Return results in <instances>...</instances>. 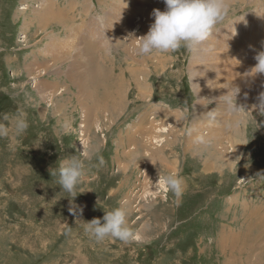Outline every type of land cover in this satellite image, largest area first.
Listing matches in <instances>:
<instances>
[{"label": "rangeland", "instance_id": "rangeland-1", "mask_svg": "<svg viewBox=\"0 0 264 264\" xmlns=\"http://www.w3.org/2000/svg\"><path fill=\"white\" fill-rule=\"evenodd\" d=\"M56 1L60 13L0 0V114L29 125L0 138V264H264V115L252 110L264 74L244 76L264 51V0H227L197 50L147 57L134 52L154 22L143 12L163 0ZM233 86L251 112L234 122L221 104L209 126ZM84 147L94 154L70 197L50 170ZM70 199L84 222L123 208L138 238L96 242Z\"/></svg>", "mask_w": 264, "mask_h": 264}, {"label": "clouds", "instance_id": "clouds-1", "mask_svg": "<svg viewBox=\"0 0 264 264\" xmlns=\"http://www.w3.org/2000/svg\"><path fill=\"white\" fill-rule=\"evenodd\" d=\"M166 9L161 11L154 9L151 23L146 35L136 38L140 41L135 54L141 57H147L155 53L169 54L175 53L179 49L191 53L197 50L201 44L208 40L217 25L221 24L228 16L230 5L227 0H163ZM256 63L245 77H255L264 74V51L258 52L254 57ZM238 87H231L228 93L220 98L219 107L207 113L204 118L209 126L218 122L220 105H223V111L227 116L233 117L234 122L240 116L241 111H246L244 106L237 102L239 95ZM235 101V103L233 102ZM259 110L264 115V93L259 96V104L253 105L252 110ZM0 138L9 136L14 132L19 136L29 127L26 114L18 111L15 116L9 114H0ZM232 125H228L231 127ZM71 127L70 121L63 125L67 132ZM197 143H204L201 137H197ZM41 140L37 139L33 145L39 147ZM98 151V149H97ZM94 153L89 152L85 147L79 155H69L63 158L55 169H51L52 177H57V183L62 192L68 193L70 197H77V186L81 181L85 171V160L90 159ZM99 163H104L99 158ZM160 182V176H159ZM158 182V183H159ZM164 183L168 189L177 197L182 194V178L176 175L168 174L164 176ZM75 200V199H74ZM70 199L68 211L82 221L83 208H80ZM85 232L88 233L96 242H103L106 239H115L123 243H128L138 238V234L127 226L126 213L123 208H116L105 212L103 221L96 218L90 222H84Z\"/></svg>", "mask_w": 264, "mask_h": 264}, {"label": "crops", "instance_id": "crops-1", "mask_svg": "<svg viewBox=\"0 0 264 264\" xmlns=\"http://www.w3.org/2000/svg\"><path fill=\"white\" fill-rule=\"evenodd\" d=\"M71 1V0H70ZM72 1H74L75 3L77 2V1H81V2H84L85 0H72ZM91 2H93V4H95V6H96V0H90ZM64 2V1H63ZM87 2H85V4H86ZM157 3H159V1H157ZM52 4L54 5V7H57V9L59 10V13L61 12V10H62V8H63V6H62V3L60 2V1H56V0H52ZM85 4H81L83 7H86L85 6ZM78 5V4H77ZM153 4H149L148 5V8H146L145 10H144V15H146L147 14V12L149 11V10H154L156 7H157V5H155V6H153V7H151ZM117 6H118V3H117ZM117 6H116V8H117ZM140 7L141 6H137L136 7V9L138 10L137 12H133L131 15H133L132 16V19L134 20V18H135V14H137L138 12H139V10H140ZM116 8H115V10H116ZM162 9H166V6L164 5L163 7H162ZM114 10V11H115ZM164 10H162V11H164ZM65 13H66V11H65ZM90 13V12H89ZM92 13V12H91ZM105 17V16H104ZM103 18V17H102ZM153 19V17L151 16V18H149V21L150 20H152ZM99 20V19H98ZM107 20V19H106ZM154 20V19H153ZM152 20V21H153ZM95 24H96V21L94 22ZM76 24H79L78 22H76ZM94 24V25H95ZM102 30H103V28H101ZM83 32V31H82ZM85 34H87V33H85ZM84 34V35H85ZM86 37V36H85ZM87 38L88 39H90V36H87Z\"/></svg>", "mask_w": 264, "mask_h": 264}, {"label": "bare ground", "instance_id": "bare-ground-1", "mask_svg": "<svg viewBox=\"0 0 264 264\" xmlns=\"http://www.w3.org/2000/svg\"><path fill=\"white\" fill-rule=\"evenodd\" d=\"M230 2H231V1H230ZM25 3H26V2H25ZM42 8H43V7H42ZM143 21H144V20H142L141 22H143ZM24 22H25V21H24ZM145 22H146V21H145ZM137 23H138V22H137ZM143 25H144V24L141 25V28H142ZM146 27H147V25H144V26H143V29H144V35H146L147 32L149 31V29H147ZM139 28H140V27H139ZM141 28H140V29H141ZM137 33H139V32H137ZM144 35H143V36H144ZM134 36H135V35H134ZM136 36H137V34H136ZM263 37H264V36H263ZM259 39H260V38H259ZM241 40H242V39H241ZM256 42H257V41H256ZM137 44H139V42L135 44V50H136V48H137V46H136ZM131 45H132V44H131ZM133 47H134V45H133ZM134 52H135V51H134ZM229 58H230V57H229ZM88 65H89V64H88ZM149 67H150V66H149ZM101 75H102V74H101ZM81 80H82V79H81ZM90 80H91V79H90ZM91 81H92V80H91ZM170 127H171V126H170ZM164 131L167 132V128H165ZM168 132H169V130H168ZM224 250H225V249H224Z\"/></svg>", "mask_w": 264, "mask_h": 264}]
</instances>
